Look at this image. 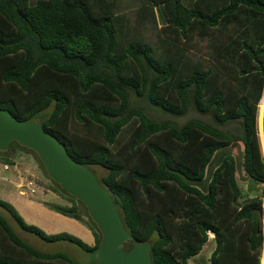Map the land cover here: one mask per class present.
<instances>
[{"label":"trees","instance_id":"trees-1","mask_svg":"<svg viewBox=\"0 0 264 264\" xmlns=\"http://www.w3.org/2000/svg\"><path fill=\"white\" fill-rule=\"evenodd\" d=\"M151 4L175 44L132 39L115 0H0V109L40 120L72 160L106 170L99 181L133 240L152 244L153 264H191L210 233L217 243L211 264H261L264 195L244 192L238 174L264 185V0ZM195 38L207 40L206 54L188 62L184 44ZM133 97L174 117L194 109L241 128L235 135L200 120L159 122ZM12 144L36 155L13 142L0 151V164L14 165ZM238 145L241 156L230 151ZM50 181L73 203L51 209L92 230L94 245L68 232L48 234L1 198L0 207L22 231L96 257L101 233L86 207ZM0 234L15 249L0 252V264H80L34 248L1 213Z\"/></svg>","mask_w":264,"mask_h":264},{"label":"rangeland","instance_id":"rangeland-1","mask_svg":"<svg viewBox=\"0 0 264 264\" xmlns=\"http://www.w3.org/2000/svg\"><path fill=\"white\" fill-rule=\"evenodd\" d=\"M115 1L117 5L116 6L117 13L122 17H124L123 23L125 26V30L128 31V36H130L132 39L141 40L157 47H160L162 40L175 44L173 40L174 37L173 31L167 28L165 30V25L163 24L158 14L157 8H153L151 4V0H115ZM195 1L197 0H185V2L188 5H192ZM31 2L34 4L36 0H31ZM184 45L190 47L187 50L190 55V57H187L188 62L189 60L192 62L193 60H198L199 58L205 57L204 55L206 54L207 40H203L201 38H195L194 40L186 41ZM133 101L134 103H137L140 106H142L145 109V111L148 113V115L154 120H157L159 122L171 121L176 123L179 127H182L184 124H186L191 120H200L217 129L225 130V131L229 130L235 135L237 134V130L241 128V125L239 123H232L229 124L227 127L219 126L217 123H215V121L210 115H204L198 113L194 109H190L188 113H186L184 116L174 117L172 115L165 114L159 111L157 108L146 107L145 104H142L138 99L134 97H133ZM51 111L52 108L49 110L48 113H50ZM262 114H263V109L261 110V116L259 118L258 123L260 127V134L264 148V131H263L264 129L262 125V119H263ZM73 127L77 130L78 128H80L79 130H82V126L77 122L74 124ZM85 129L86 128L83 127V131H85ZM19 148L20 147L17 144H12V147L10 148V150L12 151L7 152V156L13 158L14 165L0 164V198L9 203H12L11 202L12 198L14 196L17 197V195H19L18 188L23 187V189H27L29 195L22 196V198L25 197L27 202L23 206L18 205V207L20 211L24 214L21 215L24 218L26 217L28 219L26 221L29 224L39 226L40 228L45 230L48 234L68 232L70 234L77 236V234L75 233L77 231L68 227V225L73 226V224L70 221L72 219L74 221H77V223H79L80 225L84 226L89 231L88 232L89 234H93L92 230H90L86 225L73 218H70L67 224L55 223L49 220V218L47 217L48 215L46 214L51 215L54 211L53 209H51V206L59 205V204L47 202L45 200L42 201L36 192H38L41 196H44L45 195L44 193L49 191L55 193L48 188L49 186H52V182L50 181V179L47 177L46 173L42 169V166L40 165L37 156L35 154L26 152ZM230 151L236 156L242 155L241 145L232 147ZM92 172L99 179L105 175L106 170L103 169L102 167L94 166ZM238 179L241 187L243 188V191L246 192L247 180L245 178L244 171L238 174ZM56 195L57 197L59 196L64 201H66L64 202L66 204V207L70 208L73 206V203L69 201L67 198L63 197L61 194H56ZM260 195H264V194H260ZM35 204L38 206V208H35ZM79 208L82 212L81 205H79ZM16 209L18 210V208ZM263 209H264V198H263ZM0 213L9 219L18 236L22 238L24 241H26L28 244L32 245L34 248L46 253L64 252L70 255L80 264H96V260H95L96 257H94L92 254L88 252L83 251L75 244L67 241H58V242L43 241L33 234L22 231L15 223V221L10 218L9 214L1 207H0ZM263 234H264V214H263ZM94 244L95 242H93L91 245ZM216 246L217 243L215 241V235L213 233H210L209 240L204 245L201 252L190 260V263L211 264V256ZM263 247H264V242H263ZM14 250L15 249L11 246V244H9L8 240L3 235L0 234V252H4L6 254L12 255L15 253ZM261 261H262L261 264H264V248H263V255Z\"/></svg>","mask_w":264,"mask_h":264},{"label":"water","instance_id":"water-1","mask_svg":"<svg viewBox=\"0 0 264 264\" xmlns=\"http://www.w3.org/2000/svg\"><path fill=\"white\" fill-rule=\"evenodd\" d=\"M13 142L35 152L49 178L86 207L101 233L97 264H153L152 244L133 240L111 193L92 170L72 160L66 147L44 129L40 120L19 121L0 109V151H8ZM246 191L258 197L264 194V185L252 179ZM132 240V248L126 249L124 245Z\"/></svg>","mask_w":264,"mask_h":264},{"label":"crops","instance_id":"crops-1","mask_svg":"<svg viewBox=\"0 0 264 264\" xmlns=\"http://www.w3.org/2000/svg\"><path fill=\"white\" fill-rule=\"evenodd\" d=\"M263 114H264V109H263ZM263 120V119H262ZM259 129H260V127H259ZM264 131V130H263ZM259 135H260V138H261V134L259 133ZM261 145H262V150H263V154H264V148H263V143H262V140H261ZM16 185V184H15ZM23 187H19L18 188V194L19 195H17V197L16 196H14L13 198H12V200H11V204L14 206V207H16V208H18V211L20 212V214H22V215H24L21 211H20V209H19V207H18V205H20V206H23V205H25L26 204V202H27V200L25 199V197H23L22 198V196H27V195H29V193H28V191H27V189H23ZM37 194H38V196L41 198V200L42 201H47V202H51V203H58L59 205H61V206H66V204L64 203V202H66V201H64L61 197H57V195L55 194V193H52L51 191H49V192H46V193H44L45 195L44 196H41L38 192H36ZM36 197V196H35ZM32 202V201H31ZM34 203V202H33ZM35 208H38V206L35 204ZM43 214H46V213H43ZM46 215H48L47 217L49 218V220L51 221V222H55V223H62V224H67V222H68V220L70 219L69 217H65L64 215H62V214H59V213H57V212H54L53 211V213L50 215V214H46ZM25 220H28L26 217L24 218ZM71 221V223L73 224V226H71V225H68V227H70V228H72L73 230H75V231H77V232H75L76 234H77V236L78 237H82V239H84V241L85 242H87L88 244H92L93 242H95V237L93 236V234H89L88 232V230L84 227V226H82V225H80L79 223H77V221H74V220H70ZM32 223V222H31ZM35 224H37V223H35Z\"/></svg>","mask_w":264,"mask_h":264}]
</instances>
